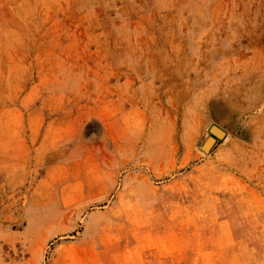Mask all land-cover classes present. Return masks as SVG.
<instances>
[{
	"label": "rangeland",
	"instance_id": "rangeland-1",
	"mask_svg": "<svg viewBox=\"0 0 264 264\" xmlns=\"http://www.w3.org/2000/svg\"><path fill=\"white\" fill-rule=\"evenodd\" d=\"M0 264H264V0H0Z\"/></svg>",
	"mask_w": 264,
	"mask_h": 264
},
{
	"label": "water",
	"instance_id": "water-1",
	"mask_svg": "<svg viewBox=\"0 0 264 264\" xmlns=\"http://www.w3.org/2000/svg\"><path fill=\"white\" fill-rule=\"evenodd\" d=\"M210 131L212 134L207 137L202 145L203 150L206 152L210 151L219 139L226 137V131L217 125H212Z\"/></svg>",
	"mask_w": 264,
	"mask_h": 264
}]
</instances>
